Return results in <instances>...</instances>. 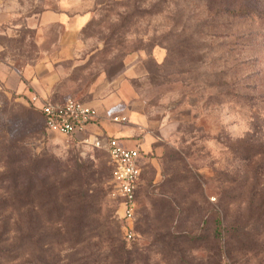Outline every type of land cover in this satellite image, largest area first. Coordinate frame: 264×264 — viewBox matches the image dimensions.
I'll use <instances>...</instances> for the list:
<instances>
[{"label": "rangeland", "instance_id": "1", "mask_svg": "<svg viewBox=\"0 0 264 264\" xmlns=\"http://www.w3.org/2000/svg\"><path fill=\"white\" fill-rule=\"evenodd\" d=\"M32 93L139 147L131 212ZM43 262L264 264V0H0V264Z\"/></svg>", "mask_w": 264, "mask_h": 264}, {"label": "built area", "instance_id": "2", "mask_svg": "<svg viewBox=\"0 0 264 264\" xmlns=\"http://www.w3.org/2000/svg\"><path fill=\"white\" fill-rule=\"evenodd\" d=\"M25 103L38 111L47 133L63 137H82L93 146L107 153L111 176L116 184L124 206L132 211L137 186L142 173V156L139 147L125 146L113 137H98L88 134L89 127L98 119L95 108L87 102L65 99L55 100L32 93ZM112 122L121 123L123 118L112 117ZM128 239L131 235L127 236Z\"/></svg>", "mask_w": 264, "mask_h": 264}, {"label": "trees", "instance_id": "3", "mask_svg": "<svg viewBox=\"0 0 264 264\" xmlns=\"http://www.w3.org/2000/svg\"><path fill=\"white\" fill-rule=\"evenodd\" d=\"M243 12V11H242ZM246 12V11H244ZM30 107V106H29ZM32 110H34L32 107H30ZM35 112H37L39 114V116L41 117L40 113L36 110H34ZM42 119V118H41ZM44 128V126H43ZM45 130V128H44ZM104 151V150H103ZM105 152V151H104ZM106 156L107 153L105 152ZM108 159V157H107ZM109 164V163H108ZM110 166V165H109ZM111 168V167H110ZM142 174V173H141ZM224 233H225V229L224 226L222 224V220L220 218V215L218 213H215L214 216V220H213V240L217 241L219 244H221V241L224 239ZM33 236V235H32ZM31 236L30 235H26V239H28L30 241V243L35 244L36 247L40 248V241L42 240L41 238L39 239H35L33 241H31ZM194 241H199L198 237H194ZM31 256L33 258H37V260L42 259L39 255H34L33 253L31 254ZM41 264H46V262H43Z\"/></svg>", "mask_w": 264, "mask_h": 264}, {"label": "crops", "instance_id": "4", "mask_svg": "<svg viewBox=\"0 0 264 264\" xmlns=\"http://www.w3.org/2000/svg\"><path fill=\"white\" fill-rule=\"evenodd\" d=\"M31 95V94H30ZM29 95V96H30ZM40 95V94H39ZM42 96V95H41ZM44 97H48V96H44ZM99 118V117H98ZM112 117L110 118V122H112ZM101 120H96V122L93 124V125H91L90 127H89V131L91 130V129H93V130H95V129H98L99 128V126L101 125V122H100ZM114 123V122H113ZM99 125V126H98ZM103 128V127H102ZM104 129V128H103ZM105 131H101V132H99L96 136H99V137H103V138H107V137H113V138H116V139H118L119 140V138L117 137V136H115L113 133H110V132H108L106 129H104ZM88 131V132H89ZM125 146H128V147H130V145H128V144H126Z\"/></svg>", "mask_w": 264, "mask_h": 264}]
</instances>
